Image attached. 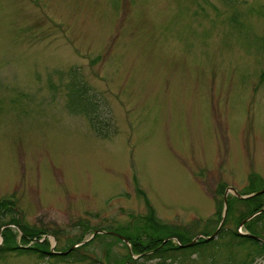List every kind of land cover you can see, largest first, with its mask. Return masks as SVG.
Returning a JSON list of instances; mask_svg holds the SVG:
<instances>
[{
	"label": "rangeland",
	"instance_id": "rangeland-1",
	"mask_svg": "<svg viewBox=\"0 0 264 264\" xmlns=\"http://www.w3.org/2000/svg\"><path fill=\"white\" fill-rule=\"evenodd\" d=\"M72 68L110 136L68 108L60 74ZM228 186L264 187V0H0V200L20 223L60 250L137 221L149 201L170 230L212 233ZM235 205L229 229L246 210ZM108 243L128 255L100 236L86 262L10 251L0 264H93ZM247 252L209 245L128 264H245Z\"/></svg>",
	"mask_w": 264,
	"mask_h": 264
},
{
	"label": "trees",
	"instance_id": "trees-1",
	"mask_svg": "<svg viewBox=\"0 0 264 264\" xmlns=\"http://www.w3.org/2000/svg\"><path fill=\"white\" fill-rule=\"evenodd\" d=\"M66 75H68L69 80H67L65 76L63 77L61 74L60 77L67 90L68 108L72 112L85 114L89 118L92 127L99 134L110 136L113 132L111 129L112 124L110 121L106 122L107 119L102 117V113L98 107L99 103L97 101V97L91 94V90L87 86L86 82H84L79 71L76 68H72L70 71L66 72ZM252 184L256 185L254 181ZM262 188L253 189L249 193L256 192ZM235 202H242L246 206V210L243 211V213H241L238 218L239 226L242 220L263 208L264 194L256 195L247 199H240L237 197L229 198L230 214L236 206ZM148 205L150 209L149 213L143 217H139L136 219L137 221H132L127 226L111 228L112 231L124 235L128 239L129 244H126L121 238L110 233L97 234L95 236V238L100 236H109L120 243H124V245L128 248V255L122 258L112 255L113 248H111L110 243H108L104 253L105 262H101L98 258H96L97 260L93 259V264H128L129 261H135L144 257L165 261L167 259H172L175 255L177 256L183 252L185 254L187 252H191L193 255L194 253L205 249L209 245H211L212 248H216V246L234 248L235 245L247 247L248 252L245 255L246 261H244L245 257L243 258V262H245V264L247 262L250 264L257 257L264 256V241L253 238L250 235L241 234L238 230V227L236 229H226V227H224L218 233L217 238H200L199 241L190 246H179L173 240H169L167 243H164V240L169 237H178L182 243L186 244L191 242V240L198 233L186 230L184 232L170 230L155 219V210L149 201ZM16 210L17 209L15 208L14 201L12 199L0 200V214L7 215L14 213L9 222L0 223V232L1 229L6 226L2 230L4 242L0 246V253L10 251H16L19 253L32 252L35 253L40 259L57 258L62 261L72 259L74 262H86L87 260L91 259L89 253L87 251H83V248H87L95 238L92 241L71 249L72 246L81 243L86 238V234L84 233L78 239L72 240L68 246L61 248L59 251H62L63 253L53 252L51 250L52 245L50 240L45 238L48 233L46 231L38 230L29 225L20 223L15 215L17 213ZM263 217L264 212L250 220L246 224V229L252 234H260L261 230L259 221ZM228 219L229 217H227L226 223ZM9 224L17 225L19 227V230L17 231L20 232V234L17 233V231L14 229V226H7ZM216 228L217 225L214 227L212 233L216 230ZM203 233L206 235L212 234L206 231ZM18 237H21V245L20 243H17ZM56 250H58V248H56ZM135 256H138V258H135Z\"/></svg>",
	"mask_w": 264,
	"mask_h": 264
},
{
	"label": "water",
	"instance_id": "water-1",
	"mask_svg": "<svg viewBox=\"0 0 264 264\" xmlns=\"http://www.w3.org/2000/svg\"><path fill=\"white\" fill-rule=\"evenodd\" d=\"M230 189L234 190L235 193H236V194L238 195V197H240V198H248V197H251V196H254V195H259V194L264 193V189H262V190H260V191H258V192L253 193V194H250V195H246V196H244V195H241V194H240L235 188H233V187L228 188L227 191H226V195H225V214H224V216H223V218H222V221H221L220 226H219V228L217 229V231H219V230L221 229V227L223 226V223H224V221H225V218H226V215H227V212H228V197H227V194H228V192H229ZM263 211H264V208H262L259 212L255 213V214L251 215L250 217L246 218L245 220H243L242 223H241V225H240V230L243 228V226L245 225L246 222H248V221L251 220L253 217H255L257 214H259V213H261V212H263ZM217 231H216L212 236H206L205 238H206V239H210V238L216 236ZM102 232H103V231H102ZM242 233H244V232H242ZM244 234H249V233H244ZM118 236H119L120 238H122L124 241H126V242L128 243V240L126 239L125 236L120 235V234H118ZM252 236H253L254 238H257V239H260V238H261L260 236L253 235V234H252ZM200 237H204V236H203L202 234L197 235V236L194 238V240H193L191 243L187 244L186 246L191 245V244H194L196 241L199 240ZM261 239H262V238H261ZM168 240H169V239H166L165 242H167Z\"/></svg>",
	"mask_w": 264,
	"mask_h": 264
}]
</instances>
